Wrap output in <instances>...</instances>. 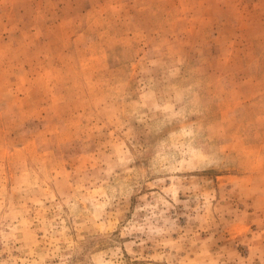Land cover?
I'll return each instance as SVG.
<instances>
[{"label": "rangeland", "instance_id": "1", "mask_svg": "<svg viewBox=\"0 0 264 264\" xmlns=\"http://www.w3.org/2000/svg\"><path fill=\"white\" fill-rule=\"evenodd\" d=\"M0 264H264V0H0Z\"/></svg>", "mask_w": 264, "mask_h": 264}, {"label": "clouds", "instance_id": "2", "mask_svg": "<svg viewBox=\"0 0 264 264\" xmlns=\"http://www.w3.org/2000/svg\"><path fill=\"white\" fill-rule=\"evenodd\" d=\"M182 163H183V162H181V164H182ZM179 170H180V168H179V167H176V166H174V167L168 169V171H179ZM160 183H163V181H161ZM173 198H175V194H173Z\"/></svg>", "mask_w": 264, "mask_h": 264}]
</instances>
